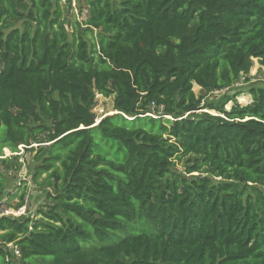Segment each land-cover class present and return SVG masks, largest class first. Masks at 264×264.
Masks as SVG:
<instances>
[{
  "label": "trees",
  "instance_id": "obj_1",
  "mask_svg": "<svg viewBox=\"0 0 264 264\" xmlns=\"http://www.w3.org/2000/svg\"><path fill=\"white\" fill-rule=\"evenodd\" d=\"M61 2L0 0V166L34 152L49 201L0 216V264H264V86L192 90L264 70V0Z\"/></svg>",
  "mask_w": 264,
  "mask_h": 264
},
{
  "label": "rangeland",
  "instance_id": "obj_2",
  "mask_svg": "<svg viewBox=\"0 0 264 264\" xmlns=\"http://www.w3.org/2000/svg\"><path fill=\"white\" fill-rule=\"evenodd\" d=\"M61 5L63 6V12L64 14L68 15L69 19L72 20L75 16L78 21H81L86 16V12L83 11L80 7H83L82 0H62ZM82 12V14H80ZM259 87L264 86V70L258 65L256 61H254L253 67L250 70L249 74L242 77L238 84L232 87L229 90H224L223 92H205L200 87L193 85V92L197 98L202 99V104L205 102H210L218 97L222 96L224 93H233L236 91H241L243 94L238 97L236 100L240 104H248L250 103V96L246 94V90L250 87ZM96 100V106L93 109V113L95 114L96 120L95 123H98L102 118L114 115L116 112L113 110V96L109 97H102L100 95L95 96ZM231 106V103H229L226 107L228 109ZM203 112V111H199ZM211 114H214L213 112H210ZM35 147L36 145H32ZM18 153H10L9 150L4 149L3 150V158H9L11 156H19V159L17 160L20 164V168L18 171H14L13 166H11L10 169L6 170L5 168L0 166V174L4 178V189L5 193L15 192L17 193V197H14L12 200H7V207H11L14 209L18 203V196L24 192V189L26 186L27 189L25 191L24 196V206H25V214L21 216V218H38L37 217V211L44 210L45 206L48 204V200L46 197L45 190L42 188L34 187L30 182V175L31 169L35 165V162L33 161V155L34 152H29L26 150L23 146H20ZM14 160V159H13ZM177 169L179 171L182 170L181 166L178 165ZM20 182H25L24 184ZM18 185H20L18 187ZM18 188V189H17ZM10 210H13L11 209ZM18 217L17 219H19ZM11 248V246H9ZM14 252V249L11 250ZM16 253V252H15Z\"/></svg>",
  "mask_w": 264,
  "mask_h": 264
},
{
  "label": "built area",
  "instance_id": "obj_3",
  "mask_svg": "<svg viewBox=\"0 0 264 264\" xmlns=\"http://www.w3.org/2000/svg\"><path fill=\"white\" fill-rule=\"evenodd\" d=\"M11 207H7L6 205V199L1 197L0 198V216H7L11 218H18L25 214V206H21L18 209L10 210ZM17 253V252H16Z\"/></svg>",
  "mask_w": 264,
  "mask_h": 264
},
{
  "label": "water",
  "instance_id": "obj_4",
  "mask_svg": "<svg viewBox=\"0 0 264 264\" xmlns=\"http://www.w3.org/2000/svg\"><path fill=\"white\" fill-rule=\"evenodd\" d=\"M115 114H117V112ZM96 124H98V123H96Z\"/></svg>",
  "mask_w": 264,
  "mask_h": 264
}]
</instances>
